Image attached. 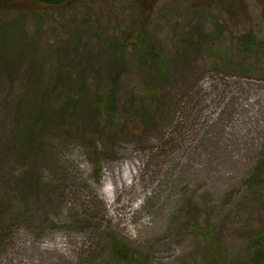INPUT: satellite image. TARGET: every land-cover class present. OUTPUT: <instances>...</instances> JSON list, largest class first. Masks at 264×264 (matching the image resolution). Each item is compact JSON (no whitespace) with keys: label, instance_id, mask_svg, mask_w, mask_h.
Instances as JSON below:
<instances>
[{"label":"rangeland","instance_id":"1","mask_svg":"<svg viewBox=\"0 0 264 264\" xmlns=\"http://www.w3.org/2000/svg\"><path fill=\"white\" fill-rule=\"evenodd\" d=\"M11 3L14 36L2 43L0 32V176L13 192L28 171L44 182L35 219L22 215L4 236L0 264H125L111 257L110 235L147 264H209L212 250L220 264H246L264 237V48L252 41L264 40V0H153L146 26L169 77L148 118L133 96L152 87V70L118 62L106 41H124L133 0ZM59 62L72 75L65 93L80 80L117 83L119 129L109 138L85 115L23 157L17 105L56 86ZM194 225L213 231V245Z\"/></svg>","mask_w":264,"mask_h":264},{"label":"trees","instance_id":"2","mask_svg":"<svg viewBox=\"0 0 264 264\" xmlns=\"http://www.w3.org/2000/svg\"><path fill=\"white\" fill-rule=\"evenodd\" d=\"M37 8H46L51 5L28 0ZM72 0L64 4L54 6L63 7ZM11 0H0V32L2 43L6 39L14 36L11 27H8L5 19L8 17L12 7ZM153 0H133L132 17L130 22L123 30L124 41L107 39V48L113 50L119 55L115 56L118 62L128 64V60L137 61L141 66L152 70V87L145 88L142 92H134L133 101L139 102L142 107H146V118L149 117L152 105L162 101V85L169 77L168 59L158 52L155 37L146 26L150 15V8ZM152 8V7H151ZM252 39V38H250ZM254 48L261 45L264 48V40L258 43L252 39ZM259 44V45H257ZM59 46V45H58ZM56 46V47H58ZM130 60V61H131ZM131 61V62H132ZM65 69L59 62L57 68L56 86L53 89H40L32 92L22 99L17 105V115L15 118V128L13 127L14 141L20 142L23 157L35 158L41 150L43 139L50 133H60L61 135L72 133L75 129L79 117L90 115L95 123V129L102 135L113 138L119 129L121 117L117 112V83L110 84L105 88L89 89L79 81V91L76 94L61 91L59 86L72 83L70 72L64 73ZM83 78V77H82ZM81 79V78H80ZM1 116V112H0ZM68 122V124H67ZM84 130L82 136H86ZM42 173H29L21 177L18 191H11L7 188L0 176V244L4 241L7 232L12 231L19 223L22 215H28L30 219H35V210L33 211L37 200L34 198L37 189L44 182ZM90 211V210H87ZM84 219L94 221L96 218L89 212H85ZM195 231L201 235L206 243L215 242L213 231L212 237L210 230L199 225H194ZM100 228V224L94 227V230ZM264 239V237H263ZM259 238L254 243L255 254L246 264H264V240ZM109 245L111 247V257L119 263L125 264H147V262L118 240L117 237L109 236ZM100 247V246H98ZM97 248V247H96ZM84 261V259L82 258ZM209 264H220L217 254L212 250V261Z\"/></svg>","mask_w":264,"mask_h":264},{"label":"water","instance_id":"3","mask_svg":"<svg viewBox=\"0 0 264 264\" xmlns=\"http://www.w3.org/2000/svg\"><path fill=\"white\" fill-rule=\"evenodd\" d=\"M36 1L45 3L47 5H51V6H58V5L64 4L68 0H36Z\"/></svg>","mask_w":264,"mask_h":264}]
</instances>
